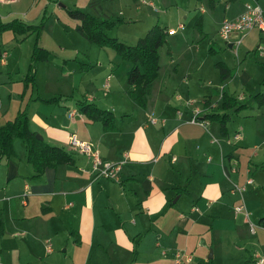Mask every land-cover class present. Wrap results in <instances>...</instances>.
Segmentation results:
<instances>
[{"label": "crops", "instance_id": "crops-1", "mask_svg": "<svg viewBox=\"0 0 264 264\" xmlns=\"http://www.w3.org/2000/svg\"><path fill=\"white\" fill-rule=\"evenodd\" d=\"M256 1L264 13V0ZM244 10L245 3L237 15ZM22 12L18 10L16 14ZM5 15L0 12V19ZM256 30L257 40L251 37L256 43L251 44L254 51L261 38ZM233 34L226 43L228 47L242 35ZM62 42L60 50L67 51V44ZM210 46L211 51H217L212 43ZM102 50V61L108 59L110 65H104L108 74L101 87L91 79L68 80L67 84L74 85L71 92L57 88L50 95L39 90L43 97L62 96L58 103H46L34 99L31 87L25 92L30 96H22V81L17 92L20 100L10 110L3 109L0 100V126L28 104L32 129L47 141L65 146L75 157L73 164L47 167L40 177H32L35 170L27 161L26 145L15 140V154L0 160V264H132L141 255L154 253L159 264L170 260L190 264L197 253L204 261L199 264H208L209 259L213 264H258L256 255L264 257V227L258 223L264 204H246L244 192L256 194L260 192L259 185L264 188L262 105L253 102L251 96V102L244 100L245 92L237 96L235 89L226 91L225 86L220 91L212 86L201 102H196L173 76L184 61L170 47L168 61L163 63L160 57L161 67L146 105L139 106L129 95L127 80L114 72L113 53ZM3 51L8 56L9 51ZM79 51L76 48L75 54L64 59L54 57L62 67V76L89 73L101 63L97 59L93 68L84 70L82 63L77 66L81 61ZM5 58L1 57L2 64H7ZM219 61L231 70L223 79L217 67L220 80L230 82L234 65L227 59ZM59 77L47 75L43 82L48 84ZM100 88L103 92L98 94ZM222 90L259 106L255 114H239L234 126L229 119L226 135L218 121L206 118L203 122L201 118L216 108L223 111ZM78 99L111 109L116 128L106 130L101 121L82 114ZM73 132L90 142L104 160L123 161L118 180L99 174L92 156L70 146L68 139ZM235 134L240 135L238 139ZM235 184L244 187L243 191L235 189ZM241 203L246 211L236 210ZM43 205L48 207L46 211ZM211 246L214 255L209 258ZM177 251L184 253L180 262L175 260ZM187 255H192L190 261Z\"/></svg>", "mask_w": 264, "mask_h": 264}, {"label": "rangeland", "instance_id": "rangeland-1", "mask_svg": "<svg viewBox=\"0 0 264 264\" xmlns=\"http://www.w3.org/2000/svg\"><path fill=\"white\" fill-rule=\"evenodd\" d=\"M90 2L91 0H15L9 4H3L4 6L0 4L1 15L4 16L6 13L5 16H7L0 21L19 17L29 23H40L43 14H46L40 43L52 50L53 54L46 64H38L42 61L36 63V78L43 85H38L36 81L35 96L39 90L50 95L57 88L71 92L74 85L67 84V81L73 79L76 82H79L81 78L86 82L91 79L90 81H95L101 87L102 83L106 82L108 74V68H104V65L107 67L110 65L108 59L102 61L100 54L103 51L102 48L110 54L113 53L115 58L113 59L114 72L118 73V78L127 80V70L131 66V62L123 59L114 48L110 46L101 47L84 37L76 29L77 20L68 15L66 7L83 8L99 17L125 18L126 22L114 26L108 30V33L117 36L128 44H134L156 22L166 26L169 34L167 35V42L162 45L160 57L162 56L163 63L167 62L171 56L168 49L171 47L173 53L184 61L177 70H174L173 76L185 94L188 95L191 92L190 95L195 97L196 102H201L204 94L210 91L212 86L217 87L219 91L222 86H225L226 91L229 92L235 89L237 96L240 92H245L244 100L248 102H251V93L264 92V83L262 82L264 57L258 56L251 48V44H256L251 40V37L254 38L258 35L256 28L251 32V36H247L243 40L238 55L235 54L234 49L226 45V41L218 33L223 19L232 18L241 12L246 0H213L214 4L211 3L212 0H95L93 5H90ZM92 6H95L98 13ZM18 10H23L22 14H16ZM200 16H202L203 21L202 30L195 25ZM172 29H174L173 32ZM35 36V33L25 36L16 34L12 30L0 32V49L4 48L9 51L5 58L7 64H2L0 57V100L3 109L10 110V107L20 100L17 92L22 88V79L27 74L31 62ZM254 40L257 39L254 38ZM61 42L67 44V51L60 50L59 44ZM211 43L217 51H209ZM76 48L80 50L79 58L81 60L77 66L86 63L91 64L93 68L97 59L101 60V63H98L97 68L89 73L76 72L73 76H62V67L54 57L59 55L63 59L67 58L72 52L75 54ZM84 52L89 55H85ZM223 59H227L234 65L233 80L230 82L220 80L219 69L215 64ZM68 69L70 70V68ZM47 75H59L60 77L59 79L54 78L51 83L47 84L43 82ZM244 81H246L245 84ZM102 89H98V94L103 92ZM25 95L28 98L30 92ZM66 96L71 95L67 93ZM258 107L257 104L250 103L239 113H232L230 124L234 126L239 114L240 116L255 114ZM259 109L263 112L264 105ZM261 122H264V116L261 117ZM15 140H18V143H21L23 147L25 146L21 138ZM258 187L260 192L256 194L250 190L244 192L246 204L249 201L264 204V188L260 185ZM211 250L214 252L213 246L210 247L208 254ZM201 256L200 253H197L196 258L190 264L204 262ZM167 257L171 258L170 255ZM164 263L175 264L172 260ZM132 264H159V257H156V253L141 255L140 260Z\"/></svg>", "mask_w": 264, "mask_h": 264}, {"label": "trees", "instance_id": "trees-1", "mask_svg": "<svg viewBox=\"0 0 264 264\" xmlns=\"http://www.w3.org/2000/svg\"><path fill=\"white\" fill-rule=\"evenodd\" d=\"M95 0H91L93 5ZM66 11L71 18L77 20L76 29L89 41L101 47L110 46L114 48L123 59L131 62L127 71V82L130 86L128 92L132 99L144 107L147 102V96L150 91L152 82L158 76L160 70V48L167 42L169 30L159 22L150 26L146 33L138 38L134 44H128L120 40L117 36H112L108 30L114 26L126 22L123 17H99L94 13L79 7H66ZM46 14L44 13L40 23H29L19 17L7 21H0V32L12 30L16 34L29 35L35 33V42L31 53V62L27 74L22 79L23 91L25 95L28 87L36 86V63L48 60L53 51L46 48L40 43L41 33L44 29ZM202 17L200 16L195 25L202 30ZM212 46L209 47V51ZM3 52V48H1ZM170 51V49H169ZM2 57V55H0ZM86 65V66H85ZM88 66V67H87ZM91 64L82 63L84 70L89 69ZM222 78L230 75V68L223 62H217ZM264 83V79L262 81ZM251 100L258 105H264V92L257 91L250 95ZM35 100H41L46 103H58L62 96L43 97L37 94ZM223 111L213 110L202 115V120L209 119L218 121L222 134L228 133L227 122L231 119L232 113H239L242 109L249 106L248 102H243L235 95L221 91ZM78 110L91 120L102 122L106 130L116 128L115 113L105 107L97 105L95 102L87 100H77ZM231 110V112H228ZM201 120V119H200ZM21 138L26 145V158L35 170L32 177H40L47 167H55L59 164H73L75 157L73 153L63 145L54 144L43 137H39L37 131L30 125L28 104L21 108L17 114L7 120L0 126V160L9 158L15 154L14 141ZM48 207L42 206L46 211ZM258 223L264 227V213L260 216ZM3 230L2 221L0 222V233ZM135 252V251H134ZM136 256V252H135ZM208 264H213V259L208 260Z\"/></svg>", "mask_w": 264, "mask_h": 264}, {"label": "built area", "instance_id": "built-area-1", "mask_svg": "<svg viewBox=\"0 0 264 264\" xmlns=\"http://www.w3.org/2000/svg\"><path fill=\"white\" fill-rule=\"evenodd\" d=\"M2 2H8L12 0H0ZM258 29L261 38L256 47V54L258 56L264 57V13L262 7L256 0H246L245 2V10L237 15L235 18L229 19L225 18L219 28V36L228 43L233 33L239 32L242 35L238 37V39L232 43V48L235 51V54L238 55L240 45L243 37L252 29ZM172 32L174 29L171 30ZM2 57L7 56V51H3L1 53ZM107 85V84H106ZM193 119H196L195 117ZM151 121L155 122L156 118L152 117ZM205 122V120L203 121ZM239 134H235L234 138L238 139ZM68 142L72 148H79L81 151L87 153L92 156L93 159V167L98 171L99 174L105 175L107 177L118 180L119 175L118 172L121 168V163L123 161H111L104 160L97 149H94L90 142L84 141L78 138L75 132L69 135ZM249 181H252L249 179ZM235 189L238 191H243L244 187H240L237 184L234 185ZM236 210H244L246 211V207L244 203L236 206ZM183 254L181 251H177L175 255L176 262H180ZM186 256V255H185ZM258 264H264V257L260 255H256ZM186 259L190 261L192 259V255H187Z\"/></svg>", "mask_w": 264, "mask_h": 264}, {"label": "water", "instance_id": "water-1", "mask_svg": "<svg viewBox=\"0 0 264 264\" xmlns=\"http://www.w3.org/2000/svg\"><path fill=\"white\" fill-rule=\"evenodd\" d=\"M231 47H232V45H231ZM1 53H2V51H1V49H0V55H1ZM38 136H39V137H42L40 134H38ZM208 257H209V258L213 257V252H212V250L210 251Z\"/></svg>", "mask_w": 264, "mask_h": 264}]
</instances>
